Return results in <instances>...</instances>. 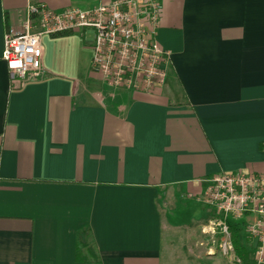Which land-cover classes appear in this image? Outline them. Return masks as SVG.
Listing matches in <instances>:
<instances>
[{
    "label": "crops",
    "instance_id": "crops-1",
    "mask_svg": "<svg viewBox=\"0 0 264 264\" xmlns=\"http://www.w3.org/2000/svg\"><path fill=\"white\" fill-rule=\"evenodd\" d=\"M112 1L0 0V264H242L193 239L215 218L203 179L264 174V0H163L149 91L93 68L92 28L45 35L40 76L11 77L29 5ZM253 218L232 222L254 256Z\"/></svg>",
    "mask_w": 264,
    "mask_h": 264
},
{
    "label": "built area",
    "instance_id": "built-area-1",
    "mask_svg": "<svg viewBox=\"0 0 264 264\" xmlns=\"http://www.w3.org/2000/svg\"><path fill=\"white\" fill-rule=\"evenodd\" d=\"M162 9L163 0H113L62 11L44 3L29 5L22 30L5 32L3 56L11 77L24 84L42 72L45 35L92 28L93 68L114 86L149 91L165 83L171 62V52L158 40ZM202 182L203 201L217 215L205 232L219 235L218 246L229 256L234 252L230 222L253 215L246 231L255 264H264V174L221 172Z\"/></svg>",
    "mask_w": 264,
    "mask_h": 264
},
{
    "label": "trees",
    "instance_id": "trees-1",
    "mask_svg": "<svg viewBox=\"0 0 264 264\" xmlns=\"http://www.w3.org/2000/svg\"><path fill=\"white\" fill-rule=\"evenodd\" d=\"M217 215L215 214V218ZM232 230V240L235 246V251L237 255L241 258L242 264H255L253 251L251 248L244 246L240 240V227L236 222H230Z\"/></svg>",
    "mask_w": 264,
    "mask_h": 264
},
{
    "label": "rangeland",
    "instance_id": "rangeland-1",
    "mask_svg": "<svg viewBox=\"0 0 264 264\" xmlns=\"http://www.w3.org/2000/svg\"><path fill=\"white\" fill-rule=\"evenodd\" d=\"M162 45V44H161ZM163 46V45H162ZM210 223V222H209ZM208 223V224H209ZM207 224V225H208ZM196 225H198V223L197 224H195V226ZM205 226L206 225H203L202 226V228H201V232H200V234L198 233V234H196V235H194V239H193V242H198V245L200 246V247H204L202 244L200 245V242H203V243H210V244H212V246H214L216 249L213 251L214 253H215V251L217 252H221L222 253V251H221V249H220V247L218 246V244L220 243V239H221V237L219 236V235H212L211 233H207V232H205Z\"/></svg>",
    "mask_w": 264,
    "mask_h": 264
}]
</instances>
